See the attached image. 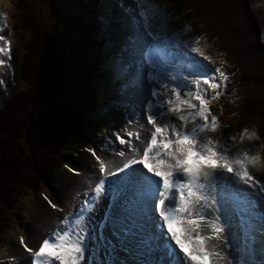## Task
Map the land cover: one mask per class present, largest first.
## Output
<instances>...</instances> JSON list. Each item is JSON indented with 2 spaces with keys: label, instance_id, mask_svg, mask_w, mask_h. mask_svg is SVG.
<instances>
[{
  "label": "snow or ice",
  "instance_id": "6c2138e0",
  "mask_svg": "<svg viewBox=\"0 0 264 264\" xmlns=\"http://www.w3.org/2000/svg\"><path fill=\"white\" fill-rule=\"evenodd\" d=\"M0 41L7 45L0 46V54L11 66V44L4 35ZM156 51L154 48L153 53ZM190 51L204 56L199 47ZM149 59L157 75L148 77L154 101L146 103V122L135 131L124 129L123 135L116 134L120 144L129 146L131 155L119 151L118 156L129 158L115 164L95 149H85L97 162L94 166L100 175L79 209L65 215L38 248L19 238L33 264H127L117 261L120 251L142 257L136 264H238L230 249L240 243L246 249L254 247L258 234L264 246V183L255 175L264 158L237 148L235 137H229L231 143L225 141L223 122L209 107L222 94L216 90L226 87L229 75L221 67L208 74L194 65L184 77L189 86L182 89L163 82L166 68L162 58L153 59L150 54ZM4 64L0 59V66ZM212 92L215 94L210 95ZM133 137L144 141L142 149L137 150ZM245 139L259 137L254 130L245 129L240 142ZM135 165L142 167L136 169ZM69 171L78 174L76 169ZM120 173L125 175L120 177ZM225 174L252 191L221 186ZM122 183L135 187L137 195L121 204L124 193L118 186ZM106 193H111V206L122 208L124 215L114 216L110 211L98 228L93 227L90 214ZM48 203L58 208L51 200ZM105 228L110 229L111 237L105 235ZM11 259L15 264V258ZM248 264H264V259Z\"/></svg>",
  "mask_w": 264,
  "mask_h": 264
},
{
  "label": "trees",
  "instance_id": "16d2710c",
  "mask_svg": "<svg viewBox=\"0 0 264 264\" xmlns=\"http://www.w3.org/2000/svg\"><path fill=\"white\" fill-rule=\"evenodd\" d=\"M80 1L79 16L65 20L67 38L61 52L55 29L44 27V13L35 0H14L20 89L12 101L0 108V235L1 229L17 217L15 205L33 191L43 189L53 178L54 169L66 159L67 146L81 141V134L99 109V92L106 72L103 70L102 43L97 38L94 4ZM198 17L212 20L209 30L220 31L233 46L244 77L254 92L264 95V7L260 0H186ZM95 3V2H93ZM42 13V14H41ZM70 15H68L69 17ZM70 23V27L68 24ZM219 24V26H218ZM217 25L218 27H216ZM226 48V49H227ZM227 56L236 60L233 51ZM63 57L61 66L51 61ZM24 80V87L21 82ZM255 87V88H254ZM247 99L236 115H228L238 128L253 117L264 114V100ZM240 109V110H239ZM226 110V109H225ZM92 120V121H91ZM25 196V197H24Z\"/></svg>",
  "mask_w": 264,
  "mask_h": 264
},
{
  "label": "rangeland",
  "instance_id": "374dc122",
  "mask_svg": "<svg viewBox=\"0 0 264 264\" xmlns=\"http://www.w3.org/2000/svg\"><path fill=\"white\" fill-rule=\"evenodd\" d=\"M13 1L14 0H10V5L8 7H4L2 4H0V15L3 14V16H5L6 13H10L9 10H13V13H16L17 11L15 10V4L13 6ZM55 1L58 2L59 6L58 7L55 4ZM60 0H35L34 4H35V8H37V10L41 11L42 13H44V24H46L44 27H48V29L53 30L55 29L56 32H58L56 35V39L58 40V43L54 42V46L58 45V51L57 50H49L48 52L52 54V57H54V54L56 56V53L61 52L60 49H62L64 44V36L61 33L62 32V28H61V21L63 18H65V13H64V8L69 10L68 7L69 6H63L64 2H62V6L59 3ZM121 1V0H119ZM127 3V7L123 6L121 8L115 9L113 11V18L114 20L119 19V25H121L123 28L127 29V25L130 24L131 22L129 21V19L133 20V17H136L135 13L132 8H133V2H131L130 0H125ZM155 1H163V2H167L169 3L172 8L174 10L170 11L167 13V15L169 17H171V20L176 23H180L181 21V12L183 13L184 17L183 20L185 21L184 24H182L183 26H185V24L187 23L189 26V29H192L193 33L195 34V37H191L194 38L193 40L190 41V39L188 40V43H193L192 46H194L195 41L198 39L199 43H201V41L203 40V42L205 43L204 45H200L203 48H201L200 50L204 53V56H201L203 58L204 61L206 60H210V61H215L217 63L220 64V66H224L226 70H223V68H221L223 71H226V73L229 75V79L224 82L225 86H222L221 89H219V91L222 93L220 96L223 95L225 89L227 88V86L233 81L234 79V84L240 83L242 81H245V83H249L248 80L244 77L243 73H242V67H241V63H238L239 60L237 58L236 55V50H234L233 46L230 47H225L230 51H233L235 56H236V60H234L231 57V61L228 59L227 55L225 52L222 51L221 46H227V43L230 42H226L224 37H220L218 33L221 34L220 31H216V37H212L215 36L214 35V31L208 30V28L213 27V21L209 20V19H204L202 20V18L198 17L199 15L197 14V11L195 9V7L192 8L190 7V3L185 1H178L175 0L173 2V0H155ZM262 1L263 7H264V0H260ZM114 3V5H116V3H118L117 0H101V4H102V8L104 11L108 12L110 10V6ZM121 5V4H120ZM138 5V3L136 4ZM73 8V6H70ZM127 8V11H126ZM121 12V13H120ZM131 14H130V13ZM41 13V14H42ZM105 13V12H104ZM130 14V16H129ZM166 15V14H165ZM129 18V19H128ZM175 19V20H174ZM137 22V21H135ZM10 23V22H9ZM135 24V23H133ZM177 26H181L178 25ZM216 27L218 26L215 25ZM130 27V25H129ZM133 28L136 31V33H140L141 29L140 26L136 25L133 26ZM180 28V27H179ZM131 30V29H128ZM116 32H119L118 30H116ZM1 33V31H0ZM3 35L5 36V39L10 43L11 39L9 37L10 32L9 29L5 23V31H3ZM212 35V36H211ZM187 36H189L187 34ZM218 36V37H217ZM3 42V41H2ZM207 42V43H206ZM1 43V42H0ZM11 44V43H10ZM3 46V45H1ZM12 47V45H11ZM134 50L135 53H137V44L134 46ZM52 51H55L54 54L52 53ZM126 53L128 54L129 59L135 58L137 59L139 53H137L136 56L131 57V53H133V50L131 49V46L129 47L128 51L126 50ZM197 55H199L198 53H196ZM140 56V55H139ZM200 56V55H199ZM3 56L2 54H0V59H2ZM205 57H208L209 59H205ZM63 57L62 55L59 56L58 60H53L51 61V65L57 67V69L61 66ZM133 61V60H132ZM14 62V60H13ZM213 62V63H215ZM136 63V62H135ZM176 63V62H175ZM137 64V63H136ZM170 64V63H169ZM171 65L174 67V63H171ZM185 65H183L184 67ZM118 67H114L115 71H113L112 73V80H113V88L108 89V93L99 88L97 89L98 92L101 94V96H99L102 100V113L106 114L108 116V121L105 122L103 125L100 124V126H97V129L93 130L91 129V135L92 136H84L87 137V139H91L92 141H94L95 143H93L92 141L90 142H85L87 147L90 146H94L95 150L98 152L102 149V151L107 152L109 151L110 148H106L102 146V138H105V134L108 133L110 130L109 128H107V126H109V124H115L118 126V121H116L115 119V115L114 113L119 111L122 107H125L127 105V107H129V104L132 103V105H135L138 107V100L133 96L132 91L130 94V89L131 87L134 85L135 81L133 79L132 80V84L124 78V76L122 75V78L119 76L118 73ZM182 67V68H183ZM10 68L11 66H9V63L4 64L3 66H0V85L2 86V92L3 93H8L11 91V75H10ZM181 68V67H180ZM214 68V66H213ZM15 69L17 70V67L15 66ZM184 69V68H183ZM245 73L246 71L243 70ZM131 78V76H129ZM129 78V79H130ZM15 83L13 84L14 88L19 87V81L17 78V73H16V77L14 78ZM116 81H118L116 83ZM186 80H183L182 82H184ZM182 84V83H181ZM183 85V84H182ZM24 87V80H22L21 82V88ZM251 86H248L247 84L244 85V87H241L242 90H245L246 94L248 96H255L256 98H261L262 100H264V95L263 97H261L260 95H257L254 93V90H252L251 88H249ZM133 89V88H132ZM19 91V90H17ZM215 93L212 92L210 93V95H214ZM219 96V97H220ZM219 97L217 99H213L209 105V107L213 110V114L217 115L219 117V119H223L221 112H222V103L226 104V101L221 102L222 100L219 99ZM131 98V99H130ZM12 99H10V101H12ZM251 102H258V100L253 99L251 100ZM143 108V106H141ZM240 110V109H239ZM113 113V114H112ZM258 111L253 112V117L248 120L249 122L247 123L249 125L248 129H254L255 133L257 134L258 137H260L259 134H262L264 137V114H261L259 116H257ZM221 115V116H220ZM175 119V118H173ZM88 128H94V125L96 124L95 122H88ZM115 127V126H114ZM113 127V128H114ZM148 128H150V126H147ZM107 128V129H105ZM112 128V130H113ZM127 130L132 131L130 128H127ZM232 130V127L228 128V129H224L223 133H230ZM86 135V134H85ZM208 135H213V137L217 136L218 133H208ZM261 138V137H260ZM112 142H117V139L114 137L110 138ZM241 140V134L239 137V143L243 145V148L241 147V149H246V147H248V149L251 151L253 150L255 152V150H257V143L254 142L251 143L249 140L245 139L242 143L240 142ZM136 142V140H134ZM261 141V139H260ZM134 142V143H135ZM260 142H258L259 144ZM80 145V146H79ZM85 146V145H84ZM82 144H78V143H73L71 145V147L69 146V149L71 148L72 151V155L70 156V158H68V160L71 162L70 164L74 165L75 159L79 158V155L81 154V152L85 151L83 149ZM136 147V146H135ZM237 147V144H236ZM137 148V147H136ZM238 148V147H237ZM235 150V149H234ZM88 152V151H87ZM102 152V154L104 153ZM66 153L68 154V149H66ZM78 154V156L76 155ZM75 155L77 157H75ZM256 155H258V153H256ZM264 158V157H262ZM262 162H264V160H262ZM261 162V163H262ZM264 164V163H262ZM66 167V166H65ZM65 167L60 166L54 169L53 174H55V176L52 178V180H48L46 181L47 183L50 182V184H48L47 186H49L48 188L46 186L43 187V189H41V191H45L47 195L51 194V199L56 200L57 197L59 196V184H58V180L59 177L61 176L62 172L64 171ZM257 175L259 176L260 180H263L264 177L262 176V173L257 172ZM263 178V179H262ZM50 196V195H49ZM25 197V196H24ZM42 197L40 191H33V193H31L28 197L26 198H22L20 201H18L15 205V213L16 215H18L17 217L14 218L13 224H9L7 227L2 228L1 230V236H0V264H12V260H10V258H15V264H28V262L31 261V256L25 251L26 255H27V259H23L26 256L24 255V257L22 256V253H20V259L19 256L14 255V253L16 252L17 248L16 245L19 244V238L21 236V234H24L25 238H27V240L29 239V227L31 226V222H32V212H33V208H34V204L35 201ZM260 236L259 234L257 235V242L255 244L254 247H250V248H245L242 250L241 253L244 252L245 254V259L247 258V253H248V261H259L260 259H264V246H262L259 243L260 240ZM28 245L34 249L35 246L32 245L30 242L28 243ZM243 245V244H242ZM20 247L22 248V246L20 245ZM238 247V245L236 246ZM235 250L236 256H237V250ZM237 258H241V255L239 253ZM247 260V259H246Z\"/></svg>",
  "mask_w": 264,
  "mask_h": 264
},
{
  "label": "bare ground",
  "instance_id": "6f19581e",
  "mask_svg": "<svg viewBox=\"0 0 264 264\" xmlns=\"http://www.w3.org/2000/svg\"><path fill=\"white\" fill-rule=\"evenodd\" d=\"M131 1V0H130ZM132 2V1H131ZM135 2L138 3V10L139 14L142 16V21L144 25L148 26L150 28V32L155 33H163L164 30L160 29L158 25L156 24V19L159 17L157 16V11L152 8L148 7L147 1L136 0ZM142 6H139L140 4ZM0 4H2L4 7H8L10 5V0H0ZM147 7L149 9H147ZM147 9V11H146ZM121 13V12H120ZM130 13V12H129ZM131 14V13H130ZM129 14V16H130ZM135 15L141 19V17L138 16V13L136 12ZM159 15V14H158ZM136 18V17H133ZM171 19V17H170ZM4 18L0 16V28L5 26ZM134 20V19H133ZM136 21V19H135ZM146 26V27H147ZM2 32V29H0ZM191 41V40H190ZM204 45L205 43L203 40L200 44H194L192 47H199L200 49L203 48L200 45ZM138 46L140 43L137 44ZM139 52H141L143 47H140ZM145 52V50H144ZM140 55V54H139ZM138 55V57H139ZM152 58L155 59L158 56L155 54H151ZM150 54L147 55L146 59L142 58L143 61H148L150 64ZM199 58V57H198ZM133 59H129V62L133 63L134 69L136 70V73L128 72V77L131 76L130 79H133L135 81L132 89L133 96L138 100L137 104L138 107H133L132 105H129V107L126 108V111H118L115 112L116 120L119 123V127L117 130L121 128L127 129V126H131V128L135 131L139 128V125L145 124L146 118H144V110L147 103V98L149 95H151V86L153 85L149 80L146 81L143 80V76L141 72H138V63L136 61H132ZM138 61V60H137ZM137 64H136V63ZM193 62H197V60H188V66L193 69V66L201 67L208 71V74L215 73V70L219 66H215L213 70H210L204 66V63L202 61L201 64H196ZM170 63V64H169ZM171 63L176 64L175 62H168L166 65V73L162 77L163 82L171 83V84H178L176 83L181 77L184 76V74L190 73L191 70H188L186 66L182 69L180 67H177L173 71V66ZM182 70L179 74H176L178 71ZM150 72L153 77L157 75L156 70L154 68H150ZM149 72V74H150ZM176 72V73H173ZM226 72V71H225ZM206 73V72H205ZM148 74V76H149ZM227 74V73H226ZM170 77H175V80L170 79ZM181 86V85H180ZM182 87V86H181ZM143 106V108L141 107ZM129 121H132L133 123L129 124ZM150 126V125H148ZM147 127V126H146ZM151 127V126H150ZM143 135H147L145 130H142ZM135 140V139H134ZM135 142V141H134ZM143 140L136 141L134 145L137 147V150L142 149L143 147ZM120 147V146H119ZM115 148V147H112ZM118 148V147H117ZM126 153H131L129 151H125ZM129 155H126L125 157H119L115 153V149H110L108 152H104L102 154L103 157L113 161L115 164H122L126 159L129 158ZM97 162L94 160V158L91 156L90 152L83 151L79 155V158L75 159L74 166L73 167H65L64 171L62 172L61 176L59 177L58 184H59V196L56 199L55 204L58 205L57 209H53L50 204L48 203L49 199H45L43 197L38 198L35 201L33 212H32V222L31 226L29 227V239H25L27 243H31L35 246V248H38V246L41 244L42 240L57 226L58 222L64 218L65 215L69 214L70 212H76L79 209L80 204L85 198L86 194H89V188L91 185L95 184L98 177V169L94 166ZM258 171L255 172V175L257 179H259V176L257 175V172L262 173V176L264 177V164L260 163L258 164ZM69 168L76 169L77 173L69 171ZM134 168L139 169L136 165ZM113 178V177H112ZM262 183L263 180H261ZM220 185L224 186L228 189H232L234 187H239L244 189L245 191L250 190L247 185L239 184V182H234L231 174H225L224 177L220 180ZM119 188H123L121 191L124 193V195L121 197V204L125 202L126 200H132L137 195V190L133 186H129L126 183H123L118 186ZM107 193L105 194V197L101 199V202L96 206V210L91 215L90 223L93 227H99L100 223L104 220V217L106 213L112 212L114 216H123V210L120 207L113 208L112 206L106 211L107 207ZM53 203V202H52ZM105 235L111 237V231L109 228H105L104 230ZM113 239H115L113 237ZM16 252L14 255L19 256L20 259V253H22V256H26L23 259H27V255L25 253V250L20 247L19 244L16 245ZM30 255V254H29ZM138 257L135 253L132 256H129L128 253L120 251L116 254L117 261L119 260H126L127 264H136V261ZM101 259H103V256H101Z\"/></svg>",
  "mask_w": 264,
  "mask_h": 264
}]
</instances>
